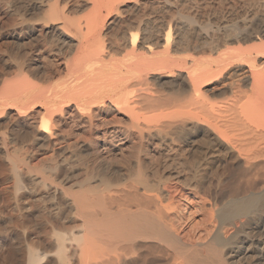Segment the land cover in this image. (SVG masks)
Instances as JSON below:
<instances>
[{
    "label": "bare ground",
    "instance_id": "1",
    "mask_svg": "<svg viewBox=\"0 0 264 264\" xmlns=\"http://www.w3.org/2000/svg\"><path fill=\"white\" fill-rule=\"evenodd\" d=\"M0 169V264H264V0H0Z\"/></svg>",
    "mask_w": 264,
    "mask_h": 264
},
{
    "label": "rangeland",
    "instance_id": "2",
    "mask_svg": "<svg viewBox=\"0 0 264 264\" xmlns=\"http://www.w3.org/2000/svg\"><path fill=\"white\" fill-rule=\"evenodd\" d=\"M229 6L228 5H224L223 6V11L225 12L226 11V9L228 8ZM165 158V157H164ZM162 158L161 159V162H164V161H167V160H170V158L168 157V158ZM84 165H89V164H85V162L82 164V165H80V166H78L77 168H75V170H74V174L72 175L73 177L71 178V180H70V185L71 186H77V183L78 182H80L81 180H82V178L84 177V176H86V175H93V173H92V169H90V168H87L86 166H84ZM113 166H114V168H116L117 167V163L115 164H113ZM159 169H161V171L163 170V167H162V164L161 165H159V167H158ZM0 170H2V169H0ZM168 171V169L166 168L165 170H164V172H167ZM2 172H0V174H1ZM76 182V183H75ZM12 184H13V181L12 180H8V181H6V183H5V185H3L5 188H7L6 190H7V192H6V190H5V192H6V194H5V192H1V195H0V230L2 231V233L0 234V235H5V234H7V235H10L11 237L13 236V237H15L16 235V237H20V234L19 233H17L18 232V230H21V228H22V226L25 224V225H27V222H28V225H31V223H33V222H31V223H29V221H27V218H23L24 219V221L23 220H19V219H16L15 217H14V213H12V211H10V208H9V205L12 203V196L10 197V195L12 194L11 192H12ZM7 186V187H6ZM11 193V194H10ZM2 194H4V195H2ZM2 197V198H1ZM10 198H11V200H10ZM5 199V200H4ZM10 200V201H9ZM6 201H9V202H7V203H5ZM8 204V205H7ZM3 206V207H2ZM4 206H6V207H4ZM41 219V218H40ZM40 219H38L39 221H40ZM26 220V221H25ZM8 221V222H7ZM11 221V222H10ZM19 221V222H18ZM21 221V222H20ZM41 221H42V219H41ZM197 221V222H196ZM200 221V217H198V218H196L195 219V221L194 222H196V223H198ZM10 222V223H9ZM22 223V224H21ZM24 223V224H23ZM8 224V225H7ZM21 225V226H20ZM10 227V228H8V227ZM21 228H20V227ZM15 227V228H14ZM18 228V230H17V228ZM20 228V229H19ZM6 229H7V231H6ZM14 230H16L15 231V233H14ZM0 231V232H1ZM7 233H6V232ZM4 232V233H3ZM8 233H10V234H8ZM17 233V234H16ZM262 240H263V242H264V237H262L261 238ZM9 243V242H8ZM8 243H5L6 245L3 247V248H1L0 250V260H2L1 258H4L6 255H8L7 253H9L10 251V248H8ZM8 244V245H7ZM10 246V245H9ZM5 247H7V248H5ZM247 247V246H246ZM246 247L244 248V249H246ZM247 251V255L249 256L250 255V257L251 256H253V254L252 253H254V249L252 248V247H247V249H246ZM9 251V252H8ZM234 257H235V255H234ZM248 261H250V260H248Z\"/></svg>",
    "mask_w": 264,
    "mask_h": 264
}]
</instances>
